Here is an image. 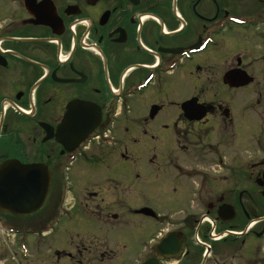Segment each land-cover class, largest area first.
Masks as SVG:
<instances>
[{
	"label": "flooded vegetation",
	"instance_id": "obj_1",
	"mask_svg": "<svg viewBox=\"0 0 264 264\" xmlns=\"http://www.w3.org/2000/svg\"><path fill=\"white\" fill-rule=\"evenodd\" d=\"M7 161L52 180L33 233L79 209L101 264H264V0H0ZM112 207L136 219L128 250L97 244Z\"/></svg>",
	"mask_w": 264,
	"mask_h": 264
},
{
	"label": "rangeland",
	"instance_id": "obj_2",
	"mask_svg": "<svg viewBox=\"0 0 264 264\" xmlns=\"http://www.w3.org/2000/svg\"><path fill=\"white\" fill-rule=\"evenodd\" d=\"M218 89L222 90V87L218 85ZM245 128V126L242 128V130ZM258 129H256L252 134L256 133ZM117 173H120L122 178L124 177V180L129 183L130 186H132V180L131 178L125 173L124 167H121L118 169ZM63 184H66L65 179H63ZM123 187V185H120ZM88 188V187H86ZM85 189H83L84 191ZM132 190V187L129 189ZM91 191H97L96 197H91L86 195L85 192H81L79 194V198L83 201L85 199L88 200H94L95 198L99 197L103 191L100 189H95ZM99 194V196H98ZM137 201H143L146 200V195L138 194ZM69 200L71 203H73V197L69 194ZM126 201L129 203L127 206L129 208H134L133 199L129 196ZM48 207V206H47ZM111 212L117 213V217L121 218V221H109V224L113 227H109L108 225L101 226L102 230L100 231L102 234L98 235L99 240L97 244L100 247V250L104 249L105 245H108L109 243L113 242L111 241L113 239V235L118 238V245L120 243L123 246L127 247V250L130 249L129 245L125 240V236L130 232L134 235L136 234V231L133 229L134 226L131 227L136 222V219L131 216L130 211L124 207H112ZM74 214V215H73ZM73 214L70 215V218L66 219H60L58 221V224L56 226V232L52 235L41 238L39 235L34 234H26L24 235L25 239V249L23 242L19 243L12 238H7L4 234L0 233V264H56L55 258H54V252H60L61 254H66V252H72L74 254V260L71 262L67 261L63 258L59 262V264H98V254L96 252L97 249H90L92 250L91 254L88 252H84L83 245H84V235L90 225V221L84 216V212H82L79 209H75L73 211ZM38 216H34L32 218H17L14 222L18 227H24V224H28V222H32L35 218ZM91 217V216H90ZM89 217V218H90ZM39 218V217H38ZM117 218V219H118ZM133 219V221H132ZM37 220V219H36ZM19 223H18V222ZM25 222V223H24ZM24 223V224H23ZM35 222L33 221L32 224ZM118 223L120 225H118ZM126 223L127 226L124 224ZM35 225V224H34ZM69 228L68 233H71L73 235L77 234L74 239L72 235H64L63 230L60 228ZM99 233V232H98ZM20 235L19 237H21ZM103 238L106 239V242L103 243ZM71 239H73L71 241ZM5 240V241H4ZM71 242V244H70ZM38 245V249H37ZM80 245V250L82 251V256L78 257L76 256V246ZM22 248L24 250H22ZM114 247V250L119 249ZM63 251V252H62ZM65 251V252H64ZM124 256V255H123ZM101 264V263H99ZM105 264H111L106 263Z\"/></svg>",
	"mask_w": 264,
	"mask_h": 264
},
{
	"label": "water",
	"instance_id": "obj_3",
	"mask_svg": "<svg viewBox=\"0 0 264 264\" xmlns=\"http://www.w3.org/2000/svg\"><path fill=\"white\" fill-rule=\"evenodd\" d=\"M231 77L230 74L225 76L227 80ZM224 82L228 81L225 79ZM67 123L68 114H65L62 126L65 127ZM92 128L93 125L87 127L82 137L76 138L71 144L78 145ZM50 184L51 179L44 166L22 165L16 161L3 162L0 164V211L16 216L36 213L45 202Z\"/></svg>",
	"mask_w": 264,
	"mask_h": 264
},
{
	"label": "bare ground",
	"instance_id": "obj_4",
	"mask_svg": "<svg viewBox=\"0 0 264 264\" xmlns=\"http://www.w3.org/2000/svg\"><path fill=\"white\" fill-rule=\"evenodd\" d=\"M46 172H47V170H46Z\"/></svg>",
	"mask_w": 264,
	"mask_h": 264
}]
</instances>
